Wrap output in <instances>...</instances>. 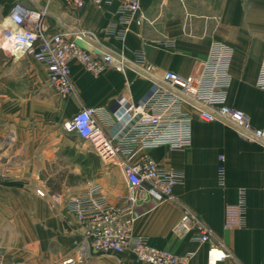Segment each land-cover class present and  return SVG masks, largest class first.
Segmentation results:
<instances>
[{
    "label": "crops",
    "instance_id": "0c3cea01",
    "mask_svg": "<svg viewBox=\"0 0 264 264\" xmlns=\"http://www.w3.org/2000/svg\"><path fill=\"white\" fill-rule=\"evenodd\" d=\"M46 7L47 33L77 26L95 32L100 45L124 57L122 70L105 67L94 75L70 63L73 91L59 94L47 78V67L4 45L14 2ZM141 23L133 22L122 40L103 28L116 18L117 2L98 6L84 0L79 9L65 0H0V257L5 262L60 264L81 237V223L65 201L101 185L109 203L123 205L128 192L123 161L102 158L92 144L64 128L83 106H94L103 133L118 144L129 125L113 111L125 100L137 102L161 83L163 71L180 75L196 71L212 45L231 52V83L226 103L241 109L253 127L264 125V90L255 80L264 62V0H140ZM118 27L121 25L118 24ZM144 51L149 70L134 62ZM191 144L182 150L159 146L145 154L164 169L182 172V183L169 198L156 199L139 189L133 202L134 234L189 264H207L215 244L229 252L217 264H264V141L243 139L223 121H203L191 110ZM225 180L217 181L219 155ZM245 191L244 225L224 228L227 203ZM183 209L191 211L213 234L207 242L178 234L174 226ZM76 264H146L129 251L119 255L91 251Z\"/></svg>",
    "mask_w": 264,
    "mask_h": 264
},
{
    "label": "built area",
    "instance_id": "2783aa9c",
    "mask_svg": "<svg viewBox=\"0 0 264 264\" xmlns=\"http://www.w3.org/2000/svg\"><path fill=\"white\" fill-rule=\"evenodd\" d=\"M79 9L84 0H65ZM98 6L117 2L116 18L103 28V32L122 40L130 25L141 23L140 0H91ZM46 7L28 6L22 2L13 3L9 13V24L2 30L3 39L12 45L11 51L29 55L47 67V78L61 95L73 91L70 63L79 62L94 75L105 67L122 70L125 60L121 53L105 49L100 45L95 32L77 26L55 33H47L43 19ZM121 26L118 27L117 25ZM81 40L90 46L85 49L76 43ZM134 62L145 70L150 69L144 51L137 49ZM231 52L212 45L196 71L180 75L165 70L161 83L153 80L151 91L137 102L123 100L113 111L117 119L124 118L129 125L120 142L114 145L101 130L95 119L94 106H83L64 122V128L88 140L96 152L105 159L116 154L124 155L123 171L127 179L128 192L122 197L123 205L115 206L101 193V185L92 184L85 192L65 201L81 223V237L72 252L60 264H76L91 251L98 254L119 255L124 251L146 264H189L190 254L177 255L169 250L151 246L143 235L133 233V202L139 189H144L156 199L169 198L174 186L182 183L183 174L174 169H164L145 154L139 161L130 158L141 151L166 146L182 150L191 144V110L203 121L219 120L231 124L239 135L249 141H264V125L253 127L241 109L230 107L227 93L231 83ZM255 85L264 90V62ZM224 155H219L217 181L225 180ZM245 191L241 190L239 200L224 206L223 227L244 225ZM178 234L191 233L190 239L207 242L213 230L202 223L191 211L183 209L174 226ZM84 256V257H83ZM229 252L215 244L207 251V264H217ZM0 264H25L20 261Z\"/></svg>",
    "mask_w": 264,
    "mask_h": 264
},
{
    "label": "water",
    "instance_id": "95a60500",
    "mask_svg": "<svg viewBox=\"0 0 264 264\" xmlns=\"http://www.w3.org/2000/svg\"><path fill=\"white\" fill-rule=\"evenodd\" d=\"M76 43L85 49H90V46L81 40H76Z\"/></svg>",
    "mask_w": 264,
    "mask_h": 264
},
{
    "label": "bare ground",
    "instance_id": "6f19581e",
    "mask_svg": "<svg viewBox=\"0 0 264 264\" xmlns=\"http://www.w3.org/2000/svg\"><path fill=\"white\" fill-rule=\"evenodd\" d=\"M4 45L6 47L12 48V45L4 40ZM18 52V51H17ZM84 257V256H83Z\"/></svg>",
    "mask_w": 264,
    "mask_h": 264
}]
</instances>
